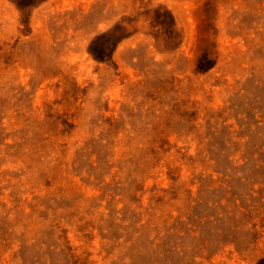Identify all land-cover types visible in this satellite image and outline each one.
<instances>
[{
    "label": "rangeland",
    "instance_id": "rangeland-1",
    "mask_svg": "<svg viewBox=\"0 0 264 264\" xmlns=\"http://www.w3.org/2000/svg\"><path fill=\"white\" fill-rule=\"evenodd\" d=\"M0 264H264V0H0Z\"/></svg>",
    "mask_w": 264,
    "mask_h": 264
}]
</instances>
